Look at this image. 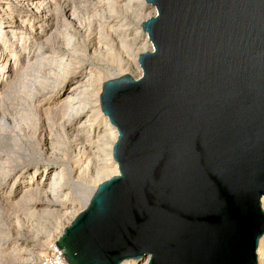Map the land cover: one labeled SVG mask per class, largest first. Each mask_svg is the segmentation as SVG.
Here are the masks:
<instances>
[{
  "label": "water",
  "instance_id": "obj_1",
  "mask_svg": "<svg viewBox=\"0 0 264 264\" xmlns=\"http://www.w3.org/2000/svg\"><path fill=\"white\" fill-rule=\"evenodd\" d=\"M141 74L103 79L119 172L57 245L70 264H257L264 233V0H146Z\"/></svg>",
  "mask_w": 264,
  "mask_h": 264
},
{
  "label": "bare ground",
  "instance_id": "obj_2",
  "mask_svg": "<svg viewBox=\"0 0 264 264\" xmlns=\"http://www.w3.org/2000/svg\"><path fill=\"white\" fill-rule=\"evenodd\" d=\"M123 1L125 0H107L104 2L105 6L95 4L94 12L99 18L100 16L108 18L117 12L131 13L133 7L138 10V25L134 28L127 24L122 14L115 16L116 20L111 27L115 28L113 33L117 38L114 40L108 38L109 41H106V44L110 45L106 57L112 60H118L119 57L121 61L124 60L125 67L139 68L138 54L153 47L149 34L142 28V21L156 13V6L146 0H136L137 2L127 0L126 3ZM86 2L85 0H0V154L7 149L15 155L11 157L8 153V158L4 160L0 155V182L7 179L12 181L10 184L5 183L6 187H10L9 190H5V185L0 183V201L8 203V209L16 210L19 206L20 208L25 206L22 204H26L29 215L37 219V224L34 223L36 226L33 228L35 236L32 235L34 242L32 246L35 251L32 252V259H26L29 264H54L53 260L45 258L52 255L56 257L55 264H70L63 254V249L57 245L58 234L63 232L66 222L71 221L70 217L87 205L98 181L119 172L118 163L112 153L118 130L101 109L102 84L97 83L92 68L81 69L78 80L69 84L72 81L70 78L73 69L83 64L81 60L84 57V49L81 39L89 32L87 19L83 17L85 15L82 12L88 6ZM144 10L150 11L143 15ZM18 16H21V19L14 23ZM101 26L107 27L102 21ZM11 35H16L18 38L17 42L15 41L16 46L14 43L7 44L9 39L5 37ZM132 36H135V41L141 40L142 47L137 48L136 57L131 60L127 53L129 54L131 42L134 40ZM115 41L117 45L113 47ZM48 51L50 54H47ZM127 68L123 73L127 72ZM52 89L55 92L53 91L54 93L49 96L48 93H51ZM47 94L48 96H45ZM12 100L16 104H13ZM11 103L18 106L16 110L19 113H14L18 115L13 119L15 121L7 122L5 110L6 108L8 110ZM41 114L46 115V119L43 118L42 122ZM93 117L98 128L92 135L89 133L93 132ZM59 124L64 130L60 127L58 132L56 128ZM69 127L71 132H68L74 137L75 165L71 166L67 161L56 162L54 165L42 163L43 167L39 165L30 170L26 169L25 172L24 170L19 172L20 160L27 161V165H35L34 157L26 156L30 155L26 152H33V149L37 150L38 158L43 161L53 160L57 155L66 159V153L63 150L57 151L55 149L57 146L55 148L54 146L60 143L62 147L66 137L63 139L58 133H64ZM73 130L75 132H72ZM40 134L42 139L46 138L48 145L46 149H37L34 146L36 143L34 136ZM57 137L60 139L58 140ZM91 144L98 145L97 148L101 147V151H105L106 157H101L104 164L98 165L99 157L102 156L98 153L94 160L97 164L93 166L91 150H88ZM44 152L46 156L42 155ZM13 162L18 165H13ZM5 176L7 177L4 179ZM260 200L264 209V194ZM78 202L79 206L76 207L75 203ZM26 209L21 208L19 211L26 212ZM8 234L9 230L0 226V264H16L18 261V252H1V245ZM39 236L46 243L43 241L38 243ZM43 247L47 251H52L44 252L43 257H36L44 251ZM256 257L257 264H264V233L259 237ZM120 264H148V257L124 259Z\"/></svg>",
  "mask_w": 264,
  "mask_h": 264
},
{
  "label": "rangeland",
  "instance_id": "obj_3",
  "mask_svg": "<svg viewBox=\"0 0 264 264\" xmlns=\"http://www.w3.org/2000/svg\"><path fill=\"white\" fill-rule=\"evenodd\" d=\"M87 0H85V2H86ZM100 1V0H99ZM102 1V0H101ZM100 1V2H101ZM100 2H98V0H90V2H89V0L85 3L86 5H88L87 7H85L86 9V12H85V10L84 11H82V12H84V15L85 16H83L84 18H86L87 19V22H88V24H86L87 26H88V31L89 32H87L86 33V36L84 37V38H82L81 39V41H82V44H83V49H84V57H83V59L81 60L82 61V65L80 64L79 66H78V68L77 69H73V72H72V74H71V78H70V80H72L71 82H69V84H73V83H75L77 80H78V78L81 76L80 74H81V69H89V68H92V70L95 72V75H96V80H97V83L98 84H102L103 83V79L104 78H107V77H113V76H115V75H118V74H122L123 73V71H125L124 69H126L127 67H125L124 66V60H120V58L119 57H117L118 58V60H112L111 58H109V57H106V54H107V48H110L109 46H108V44H106V41L108 42L109 41V39L110 40H114V39H116L117 38V36L116 35H114L115 33H113V31L115 32V28L114 27H111V25H113L114 23V21L116 20V17L115 16H120L121 14H122V16L123 17H125V19H126V22H127V24L130 26V27H137V25H138V10L137 9H135L134 7H133V10L131 11V13H125V12H117V13H115V15L114 16H109L108 18H106L105 16V18L104 17H102V16H100V18L99 17H97V16H95V9H94V5L95 4H97V5H100V6H105V4H104V2H107V0H104V2L102 1V3H100ZM126 3L127 2V0H125V1H123V3ZM134 2H137L136 0H134ZM93 3V4H92ZM92 5V7H91V5ZM89 6H90V8H89ZM88 9V10H87ZM94 9V10H93ZM106 9V8H105ZM151 10V9H150ZM150 10H144V12H143V15H144V13L145 14H147V12L148 11H150ZM92 11V12H91ZM121 11V10H120ZM93 12H94V14H93ZM133 14L135 15V16H133ZM133 17H132V16ZM87 16V17H86ZM117 16V17H118ZM132 17V18H131ZM21 19V16H18L15 20H14V23H16L17 21H19ZM96 19H97V21H96ZM100 19H101V21L102 22H104V23H106V25H107V27L106 28H108V29H106V28H103L102 26H101V21H100ZM129 19V20H128ZM113 23V24H112ZM136 23V24H135ZM85 25V26H86ZM127 25V26H128ZM86 26V27H87ZM109 26V27H108ZM126 26V27H127ZM112 30V31H111ZM100 32V33H99ZM70 33H72V32H70ZM99 33V34H98ZM98 35H99V37H98ZM107 35V36H106ZM109 35V36H108ZM115 37H114V36ZM76 37H77V35H76ZM133 37V36H132ZM6 39L8 38L9 39V41H7V44H11V43H14L15 44V46H16V40L18 39L17 37H16V35H11V36H7V37H5ZM105 38L107 39V40H105ZM109 38V39H108ZM12 39V40H11ZM104 39V40H103ZM132 39H134L132 42H131V48L129 49V54L127 53V55H128V57H129V59H134L135 57H136V54H137V52H138V49L140 48V47H142L141 45V40L140 39H138V40H140V41H138V40H136L135 41V36L132 38ZM102 40V41H101ZM12 41V42H11ZM16 41V42H15ZM100 41L102 42V43H100ZM140 42V43H139ZM101 45V46H100ZM116 45H117V43H116V41L114 42V45H112L113 47H116ZM51 46H52V44H51ZM138 48V49H137ZM106 49V50H105ZM115 52H117L116 50H114ZM50 51H48L47 52V54H50L49 53ZM64 52H65V50H64ZM67 52V51H66ZM99 55H98V54ZM52 54V53H51ZM98 55V56H97ZM132 55V56H131ZM65 56V55H64ZM62 57V56H61ZM116 58V59H117ZM137 61H138V57H137ZM139 64V63H138ZM128 70H127V72H129L130 74H132L133 76H138L139 75V71H141V66H140V64H139V68L137 67V68H127ZM80 73V74H79ZM97 73H99V75H97ZM79 74V75H78ZM74 78V79H73ZM77 78V79H76ZM74 80H76V81H74ZM55 92V90H51V93H48L49 94V96L50 95H52L54 92ZM48 94L47 95H45V96H48ZM13 101V100H12ZM11 101V102H12ZM13 104H16L14 101L12 102ZM12 103L9 105V107H8V110H7V108H6V110H5V116H6V113H7V116H6V118H7V122L8 121H10V122H13V121H15V120H13V119H16L17 117H15V116H18V115H15V114H18L19 113V111L17 112V105H12ZM12 106V107H11ZM16 108H15V107ZM11 107V108H10ZM13 111H12V110ZM8 111V112H7ZM15 113V114H14ZM40 113V112H39ZM10 115V116H9ZM40 116V115H39ZM45 114H41V122H42V119L43 118H45ZM10 118V120H9V118ZM46 119V118H45ZM93 119V121H92V123H94V125H93V132H91V133H89V134H94V133H96L97 132V122L95 121V119H94V117L92 118ZM59 122H60V120H59ZM58 123V122H57ZM42 124V123H41ZM62 124V123H61ZM61 124H59V125H57V131L59 132L60 131V127H61V130H64L63 129V127H62V125ZM61 125V126H60ZM70 128V129H69ZM69 128H67L66 130H65V132L63 133L62 132V134H60V133H58L59 135H60V137L61 138H65L66 137V139L63 141V143L64 144H66L65 146H64V144L62 143V147H60V143L58 144V145H55L54 146V148L57 150V151H59V152H62V150L64 151V153H66V159H63V158H61L60 156L61 155H57L56 156V158H53V160H51V159H47V160H41L40 158H38L39 157V153L37 152V150L36 149H33V152L32 151H27L26 152V154H30V155H26V156H32V157H34V159H35V165L34 164H31V165H27V161H22V160H20L19 162H20V165L21 166H18V168H19V172H21V170H22V172H23V170H24V172H25V170L26 169H28V170H30L31 168H34V167H38L39 165H54L56 162H63V161H67L69 164H71V166H73V165H75V161H76V159H75V154H74V152H73V141H74V137H72L71 135H70V133L69 132H71V127H69ZM69 131V132H68ZM69 134H68V133ZM72 132H75L74 130L72 131ZM66 135V136H65ZM71 138V139H70ZM34 139H35V142L36 143H34V146H36L35 148H37V149H46L47 147H48V145H47V141H46V138H43L42 139V135L40 134L39 136L37 135H35L34 136ZM57 139L59 140L60 138H58L57 137ZM86 139V138H85ZM83 140H84V138H83ZM97 146L98 145H90V148H88V150L90 149L91 150V158H92V164H93V166H95V164H97V161H94L95 160V155H98V153L100 154V155H102V156H100L99 157V159H100V161H99V163H98V165H101L103 162L101 161V157H106L105 156V151H101V147L99 148H97ZM43 147V148H42ZM103 149H104V147H103ZM7 150V149H6ZM3 151L2 152V154H0V155H2L1 157H2V160H4V158H8V156H7V154L9 155V156H13L14 154H12V153H10V151ZM98 150V151H97ZM19 151H21V152H24V150H22V149H19ZM93 151V152H92ZM73 152V153H72ZM95 152V153H94ZM36 153V154H35ZM38 154V156H36ZM42 155H44V156H46L47 154L44 152ZM15 156V155H14ZM93 156H94V158H93ZM106 160V159H105ZM47 161V162H46ZM11 163V162H10ZM43 163V164H42ZM13 165H18L16 162H13L12 163ZM22 164H24V166L22 165ZM104 164V163H103ZM12 165V166H13ZM24 167V168H23ZM43 167V166H42ZM41 168V167H40ZM41 170V169H40ZM43 170V169H42ZM22 174V173H21ZM7 176H5L4 177V179L6 178ZM70 181V180H69ZM12 181H10V180H8L7 179V181H1L0 183H2L3 185H5V183H11ZM4 188H5V190H9L10 189V187H6V185L4 186ZM66 190V189H65ZM7 204L8 203H5V201H0V226L2 227V228H7L8 230H9V234H8V236H7V238H5L4 239V241H3V243H2V245H1V252H18V254H17V256H19L18 257V261H16V264H29L28 262H27V260L26 259H32V252H34L35 251V249L33 248V246L32 245H34V242H33V236L32 235H34L35 236V232H34V230H33V228H34V226H36V224H37V219L35 220V219H33V217L32 216H30L29 215V211H27V209H26V204H22V205H25L24 207L23 206H21V208L22 209H26V212H24V210L22 211V210H20L19 211V209H21L20 208V206L18 207L19 209H11V208H9L8 209V206H7ZM9 205V204H8ZM75 205H76V207H78L79 206V202L78 203H75ZM66 207V206H65ZM68 207V206H67ZM81 207H82V204H81ZM80 208V207H79ZM70 209V208H69ZM65 210H67V209H65ZM18 211V212H17ZM15 212H17V216L15 215ZM24 212V213H23ZM13 214V215H12ZM8 216V217H7ZM32 217V218H31ZM25 218V219H24ZM37 218V217H36ZM16 219V220H15ZM31 219V220H30ZM24 220V221H23ZM26 220V221H25ZM2 221V222H1ZM14 221V222H13ZM18 221V222H17ZM36 221V222H35ZM4 222V223H3ZM16 222V223H15ZM30 222V223H29ZM12 223V224H11ZM34 223H36V224H34ZM34 224V225H33ZM5 225L7 226V227H5ZM18 226H19V228H18ZM17 227V228H16ZM30 227V228H29ZM32 227V228H31ZM29 231H28V230ZM17 230V231H16ZM19 231V232H18ZM19 235V236H18ZM21 236H23V238L21 237ZM29 238H28V237ZM18 237H20L19 239H18ZM1 238V237H0ZM7 241V242H6ZM41 241H43V242H45V240L44 239H41V236H39V239H38V243L39 242H41ZM21 242V243H20ZM7 243V244H6ZM31 243V244H30ZM46 243V242H45ZM52 243V241H50V244ZM13 245V246H12ZM15 245V246H14ZM24 246V247H23ZM16 247V248H15ZM28 247V248H27ZM13 248H14V250H13ZM57 248H58V246H57ZM43 249H44V251H41L38 255H36V257H40V256H44L45 254H44V252L46 253V252H51L52 250H49V251H47V250H45V247H43ZM6 250V251H5ZM18 250V251H17ZM29 250V251H28ZM32 250V251H31ZM53 252H54V250H53ZM53 254H55V252L53 253ZM58 254V253H57ZM25 255H27V256H25ZM31 255V256H30ZM50 256H48V257H45L46 259H49V260H53V262H54V264H55V262H56V257L54 256V255H52L50 258H49ZM6 259H9V258H6ZM22 259V260H21ZM20 260V261H19Z\"/></svg>",
  "mask_w": 264,
  "mask_h": 264
}]
</instances>
